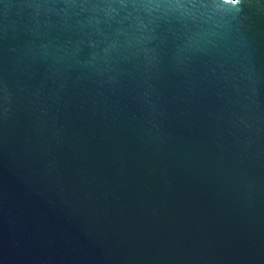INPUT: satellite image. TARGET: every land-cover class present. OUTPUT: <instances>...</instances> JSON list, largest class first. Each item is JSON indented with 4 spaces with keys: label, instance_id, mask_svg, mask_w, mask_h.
<instances>
[{
    "label": "water",
    "instance_id": "95a60500",
    "mask_svg": "<svg viewBox=\"0 0 264 264\" xmlns=\"http://www.w3.org/2000/svg\"><path fill=\"white\" fill-rule=\"evenodd\" d=\"M0 264H264V0H0Z\"/></svg>",
    "mask_w": 264,
    "mask_h": 264
}]
</instances>
